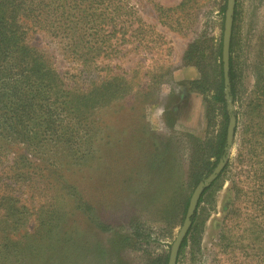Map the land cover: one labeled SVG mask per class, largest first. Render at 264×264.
<instances>
[{
    "label": "rangeland",
    "instance_id": "1",
    "mask_svg": "<svg viewBox=\"0 0 264 264\" xmlns=\"http://www.w3.org/2000/svg\"><path fill=\"white\" fill-rule=\"evenodd\" d=\"M102 2L127 11L97 53L77 60L59 24L27 31L52 88L28 122L0 117V264H164L226 133L213 99L226 3ZM236 12L233 145L176 264H264V0Z\"/></svg>",
    "mask_w": 264,
    "mask_h": 264
},
{
    "label": "trees",
    "instance_id": "2",
    "mask_svg": "<svg viewBox=\"0 0 264 264\" xmlns=\"http://www.w3.org/2000/svg\"><path fill=\"white\" fill-rule=\"evenodd\" d=\"M103 0H0V117L2 116L6 122L4 129L8 127L16 128L21 122H28L31 117L34 102L38 98L48 97L52 88V80L48 77L41 61L35 56V52L29 48L25 43L27 31L31 26L42 24L48 26L51 23L59 24L68 28L67 35L69 41L67 46L71 53L77 56V60L82 56H87L89 53H97L102 51L104 42L107 41L113 33L121 32L125 29L124 23L120 18L126 15V11L117 3L113 8L105 7ZM224 4L226 0H223ZM111 6L114 5L115 0H108ZM223 12V11H222ZM236 3L233 12V24L236 19ZM105 25L107 27H105ZM110 26L112 32L107 33V40L99 39L100 35ZM85 37L91 40L85 41ZM91 44V45H89ZM195 47V45H192ZM233 40L231 34L230 51L232 53ZM108 47H104L107 51ZM83 49L85 51H83ZM191 49L186 53L185 58H189ZM79 54V55H78ZM218 57L221 60V44H219ZM220 70V76H221ZM233 67L231 55L229 56V85L230 96L232 101L236 100V93L234 90ZM192 85L201 92H204L201 80L192 82ZM102 87L110 88L109 91L118 90L120 87L113 83L104 82ZM223 77L222 81L216 86L213 99L219 104L222 111L224 124H226L228 115L225 110L226 102L223 94ZM94 93V92H93ZM205 93V92H204ZM91 92L86 95L89 96ZM95 94V93H94ZM69 101H74L82 98V95H74L70 97ZM80 96V97H79ZM77 99H76V98ZM46 108V107H45ZM47 109V108H46ZM47 114V121L51 119V115ZM61 121V120H60ZM53 120L50 121V125ZM60 125V123L58 124ZM225 143V126L219 134L215 147L211 151L210 158L214 160L206 169L205 175H208L217 164L221 155H223V147ZM225 168V167H224ZM222 173L218 178L204 190L198 202L200 204L203 200V195L212 189L214 185L222 178ZM2 200V199H1ZM11 199L7 200V205L11 210H14L11 205ZM2 202H0L1 206ZM187 206V203H186ZM199 206V205H197ZM186 208V207H185ZM197 213L195 211L191 218V229L196 226ZM134 236L136 230L134 229ZM184 241L181 249L184 246ZM180 249V250H181ZM165 257L164 264H167Z\"/></svg>",
    "mask_w": 264,
    "mask_h": 264
},
{
    "label": "water",
    "instance_id": "3",
    "mask_svg": "<svg viewBox=\"0 0 264 264\" xmlns=\"http://www.w3.org/2000/svg\"><path fill=\"white\" fill-rule=\"evenodd\" d=\"M236 0H226V9L224 13V26L222 35V46H221V62H222V77H223V94L226 102V112L228 115L225 143L223 147V155L219 158L217 164L213 170L193 189L189 198L187 208L185 211L184 219L181 227L179 228L174 241L171 244L167 264H176L178 253L181 245L191 227V218L193 217L198 202L203 194L204 190L210 187L212 183L218 178L224 169L227 155L233 145L234 132L236 127V117L232 113V99L230 96V85H229V56H230V41L232 34V23H233V12Z\"/></svg>",
    "mask_w": 264,
    "mask_h": 264
}]
</instances>
